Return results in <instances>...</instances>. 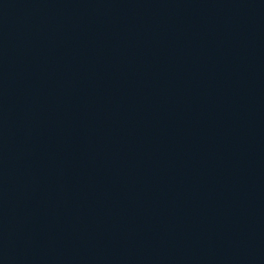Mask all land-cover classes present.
I'll list each match as a JSON object with an SVG mask.
<instances>
[{
	"label": "water",
	"instance_id": "obj_1",
	"mask_svg": "<svg viewBox=\"0 0 264 264\" xmlns=\"http://www.w3.org/2000/svg\"><path fill=\"white\" fill-rule=\"evenodd\" d=\"M0 264H264V0H0Z\"/></svg>",
	"mask_w": 264,
	"mask_h": 264
}]
</instances>
